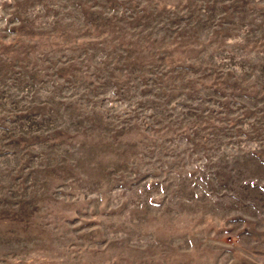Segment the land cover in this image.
I'll return each instance as SVG.
<instances>
[{
    "label": "rangeland",
    "instance_id": "rangeland-1",
    "mask_svg": "<svg viewBox=\"0 0 264 264\" xmlns=\"http://www.w3.org/2000/svg\"><path fill=\"white\" fill-rule=\"evenodd\" d=\"M0 264H264V0H0Z\"/></svg>",
    "mask_w": 264,
    "mask_h": 264
}]
</instances>
